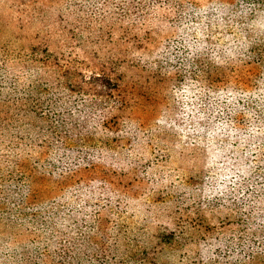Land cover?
Wrapping results in <instances>:
<instances>
[{"label":"rangeland","instance_id":"obj_1","mask_svg":"<svg viewBox=\"0 0 264 264\" xmlns=\"http://www.w3.org/2000/svg\"><path fill=\"white\" fill-rule=\"evenodd\" d=\"M247 1L0 0V122L70 113L89 136L2 139L0 264H260L264 0ZM46 44L75 79L32 60Z\"/></svg>","mask_w":264,"mask_h":264},{"label":"trees","instance_id":"obj_2","mask_svg":"<svg viewBox=\"0 0 264 264\" xmlns=\"http://www.w3.org/2000/svg\"><path fill=\"white\" fill-rule=\"evenodd\" d=\"M239 1V0H238ZM241 2L248 3L247 0H240ZM253 3V0H251ZM77 35L71 34V38L74 39ZM29 53H31V56H34L41 66H44L46 69V73L51 74V77L59 78L64 81H70L71 79H75L78 74H80V71H74L72 68L73 61H75V57H71L70 59H63L62 57L58 56L57 54H54L52 51L49 50L48 45H44V47L37 48V47H31L29 49ZM41 53V56L38 57V54ZM62 55V54H61ZM62 60V61H61ZM21 62V60H20ZM20 64V63H19ZM22 65V63H21ZM24 65V64H23ZM104 68V67H103ZM93 75H91L89 78L92 79L94 82V85L101 88H109V85L111 84L112 80L114 78L111 74L106 72V69H103L101 72H92ZM81 76L83 77V74L81 73ZM115 88H118V81L115 79ZM5 89L0 90V95L4 94L6 95ZM100 105V103L98 104ZM19 110L16 106L13 108H7L5 111L7 112L6 120H2L0 122V145L3 144L2 139H6L7 137H12L14 139L17 136V133L21 131V129L25 130V133L32 135L35 134L37 136L42 137H50L51 133H55L57 136L60 137V140H67V139H73L80 142H85L88 140L89 136L87 133H83L82 131H79L80 128H77L75 126L72 127V124L75 122L81 121V118H74L72 114L67 113V115H63L64 119H61L58 125H54L52 121L45 118V125H42V127H39L41 124H39L37 120V112L33 111H26L20 112V113H14L15 111ZM83 116L82 114H80ZM50 124V125H49ZM43 126H47L44 128ZM57 132H61L58 134ZM260 140V143L258 145V149L261 151V149L264 147V136L261 138H258ZM18 150H22L21 146H17ZM43 157V155H42ZM4 203H1L0 201V208H3ZM3 259L0 258V262H2ZM260 264H264V258L263 260L259 261Z\"/></svg>","mask_w":264,"mask_h":264}]
</instances>
